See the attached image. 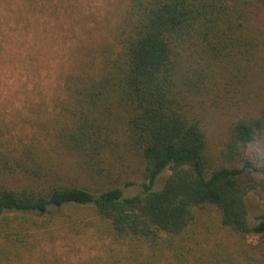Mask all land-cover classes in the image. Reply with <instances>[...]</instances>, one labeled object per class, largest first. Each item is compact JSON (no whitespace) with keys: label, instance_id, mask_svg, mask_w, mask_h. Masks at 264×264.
I'll return each mask as SVG.
<instances>
[{"label":"trees","instance_id":"16d2710c","mask_svg":"<svg viewBox=\"0 0 264 264\" xmlns=\"http://www.w3.org/2000/svg\"><path fill=\"white\" fill-rule=\"evenodd\" d=\"M64 87L47 145L10 146L0 125V264H35L39 229L85 208L127 264H264V211L251 215L244 181L264 175L246 154L264 133V0H127L113 42ZM213 112L232 115L216 156Z\"/></svg>","mask_w":264,"mask_h":264},{"label":"rangeland","instance_id":"374dc122","mask_svg":"<svg viewBox=\"0 0 264 264\" xmlns=\"http://www.w3.org/2000/svg\"><path fill=\"white\" fill-rule=\"evenodd\" d=\"M126 2L0 0V125L10 146L48 144L47 138L62 118L66 76L75 72L82 60L98 56L102 46L113 42ZM210 116L214 120L209 118V150L216 156L228 139L232 115L213 112ZM253 153L264 159V133L246 151ZM62 160L63 169L75 170L69 158ZM239 163V158L231 162ZM169 173L166 170L161 175L159 184ZM130 176L136 183L125 188L126 194L139 192L143 182L136 174ZM244 181H254L257 186L247 198L250 213L255 216L264 211V175L250 173ZM64 213L73 215L71 222L58 219L36 233L35 248L29 253L33 263L56 260L59 264H110L121 259L127 264L122 259L126 247L108 235L106 223L92 210L67 209ZM212 213L215 215L214 210ZM77 218L81 222L74 220ZM217 234L222 242L235 240L225 230L218 228Z\"/></svg>","mask_w":264,"mask_h":264}]
</instances>
